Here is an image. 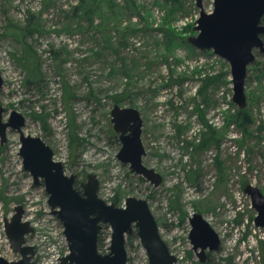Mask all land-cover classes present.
<instances>
[{
  "label": "rangeland",
  "instance_id": "1",
  "mask_svg": "<svg viewBox=\"0 0 264 264\" xmlns=\"http://www.w3.org/2000/svg\"><path fill=\"white\" fill-rule=\"evenodd\" d=\"M136 1L140 15L126 11L104 23L95 14L92 23L90 13L75 12L78 0H0L3 119L8 121L13 110L22 113L25 133L52 147L66 173L76 175L79 189L93 173L99 196L108 203L124 206L129 196L147 199L162 237L179 257L176 264H264V227L256 226L257 211L245 192L252 184L264 193V57L257 56L261 66H249L248 106L240 109L233 101L229 62L188 41L198 34L196 1ZM203 4L207 12L214 10V0ZM116 25L135 32L125 41L111 29ZM160 28L177 36L171 54ZM28 57L38 72L32 83ZM211 74L219 78L206 96L199 89ZM121 93L130 98L118 104L136 107L143 117V160L163 176L157 187L118 158L122 142L112 109L113 96ZM240 111H246L249 123L242 122ZM20 148L17 130H8L4 144L0 137V255L21 258L5 225L22 204L23 219L34 228L26 237L36 248L33 264H59L69 253L63 223L51 213L44 183L35 184L24 168ZM194 213L221 238L205 262L190 239ZM111 235L105 224L101 252H109ZM126 242L128 264H150L136 232Z\"/></svg>",
  "mask_w": 264,
  "mask_h": 264
},
{
  "label": "water",
  "instance_id": "2",
  "mask_svg": "<svg viewBox=\"0 0 264 264\" xmlns=\"http://www.w3.org/2000/svg\"><path fill=\"white\" fill-rule=\"evenodd\" d=\"M200 8L195 30L188 41L198 49L213 50L227 60L231 67L233 101L240 109L248 106L246 78L249 66L255 61V48L264 51V0H214V10L207 12L203 0H195ZM3 78L0 72V88ZM0 107L1 143L7 141L10 128L20 133V155L24 168L34 178L35 184L44 183L49 194L51 213L63 223L69 253L59 264H128L126 238L137 233L146 249L150 264H175L178 257L173 254L162 237L158 221L147 199L129 196L124 206L108 203L99 196L100 181L96 174H89L87 182L76 187V175H68L63 162L54 158L52 147L41 137L26 134V117L13 110L9 120L3 119ZM114 129L119 133L122 147L118 158L129 163L131 171L141 175L156 187L163 182V176L144 163L146 148L142 140L143 117L136 107L115 104L112 109ZM245 192L251 197L257 211L255 224L264 227V193L249 184ZM22 204L15 209L11 219H6V233L13 250L21 254L17 261H10L0 255V264H33L36 253L28 245L26 237L34 231L30 221L23 219ZM190 239L202 262L206 261L207 250L216 251L221 245L219 233L201 214L194 213ZM105 224L112 228L109 252L99 249L100 234Z\"/></svg>",
  "mask_w": 264,
  "mask_h": 264
},
{
  "label": "trees",
  "instance_id": "3",
  "mask_svg": "<svg viewBox=\"0 0 264 264\" xmlns=\"http://www.w3.org/2000/svg\"><path fill=\"white\" fill-rule=\"evenodd\" d=\"M99 0H78V5L75 6V12L77 13H81L82 11H85L86 13H90L92 15V23L94 15H98L100 17L103 18V22H111L109 20H112L111 17L116 18L118 17V19H120L122 16L125 15L126 11H130L131 14H135L134 16H138L139 11H138V3L136 0H104L101 1V4H98ZM106 6V7H105ZM104 8H107V11H103ZM109 19V20H108ZM103 23V25H104ZM112 26H109L107 28H111ZM117 29L118 33L121 35V37H123V39L126 41L129 38V34H132L133 31L131 27L129 26H125V27H121L119 25H116V27H112L111 29ZM159 31L161 33H163V35L166 37L167 40L164 39V46L166 47L167 52H169V54H171V52H173V42H177V36L176 34H174V32H169L166 29H162L160 28ZM169 33V34H168ZM171 33V34H170ZM169 55H167V59H169L168 57ZM26 68L28 70V76H27V81L28 83H32L38 80V72H37V66L35 63H33L31 58H27L26 60ZM229 72V71H228ZM223 73L225 74H230V73ZM221 77V75H219ZM223 76V75H222ZM218 75H207L206 77L204 76L202 78V82L205 85L204 89L203 87H200L199 89V93H202L203 91H205L206 96H208V91L211 89V87L213 86L214 83L217 82L218 79ZM130 96L127 93H121L119 95H114L113 96V100L114 102L118 103H123L125 102L127 99H129ZM205 102L208 101V98L204 97ZM240 116H241V120L243 123H249L250 122V117L249 115L246 113V111H240ZM45 125V122H44ZM77 187V186H76ZM78 188V187H77ZM130 238L132 237V235H128ZM100 239H101V234H100ZM100 242V240H99ZM127 242H126V246H127Z\"/></svg>",
  "mask_w": 264,
  "mask_h": 264
},
{
  "label": "flooded vegetation",
  "instance_id": "4",
  "mask_svg": "<svg viewBox=\"0 0 264 264\" xmlns=\"http://www.w3.org/2000/svg\"><path fill=\"white\" fill-rule=\"evenodd\" d=\"M261 24H263L264 25V16H263V18H262V20H261ZM261 37L263 38V41H264V33H262L261 34ZM254 53H255V56H256V58H255V61L251 64V65H259V66H261V63H259L258 61H257V56H262V57H264V51L261 49V48H255L254 49ZM250 65V66H251ZM262 68H264V61H263V67ZM249 70V69H248ZM212 251H210V250H207V258H208V255L211 253ZM207 258H206V260H207Z\"/></svg>",
  "mask_w": 264,
  "mask_h": 264
},
{
  "label": "built area",
  "instance_id": "5",
  "mask_svg": "<svg viewBox=\"0 0 264 264\" xmlns=\"http://www.w3.org/2000/svg\"><path fill=\"white\" fill-rule=\"evenodd\" d=\"M179 258V257H178Z\"/></svg>",
  "mask_w": 264,
  "mask_h": 264
}]
</instances>
